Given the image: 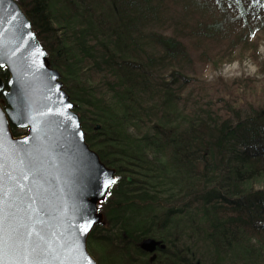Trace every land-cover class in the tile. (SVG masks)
<instances>
[{
	"label": "trees",
	"instance_id": "obj_1",
	"mask_svg": "<svg viewBox=\"0 0 264 264\" xmlns=\"http://www.w3.org/2000/svg\"><path fill=\"white\" fill-rule=\"evenodd\" d=\"M16 1L87 144L117 171L89 237L98 263L264 264V104L183 103L192 52L204 57L211 42L228 44L221 59L257 49L264 0ZM148 239L154 253L141 247Z\"/></svg>",
	"mask_w": 264,
	"mask_h": 264
},
{
	"label": "water",
	"instance_id": "obj_2",
	"mask_svg": "<svg viewBox=\"0 0 264 264\" xmlns=\"http://www.w3.org/2000/svg\"><path fill=\"white\" fill-rule=\"evenodd\" d=\"M41 52L42 55H37ZM0 67L9 75L7 83L0 78V92L6 103L4 107L0 101V153L4 165L0 169V198L20 210L21 219L13 226L40 221L36 227L43 228L49 238L57 233L67 239L72 231L69 221L86 222L72 220L79 208L92 222L90 230L81 237V250L91 264H99L88 242L94 227L102 225L105 218L100 204L107 197L100 194V181L109 178L116 181V169L102 162L87 144L76 104L65 89L61 73L51 66L32 21L16 0H0ZM68 104L72 105L70 109ZM58 108L71 114V125L48 115L49 109L54 113ZM12 125L25 133L14 136ZM76 125L79 127L73 132ZM26 153L31 154L30 161H25L27 167L19 162ZM25 171L29 172V179L23 181L25 193H20L16 181ZM17 195L21 199L17 200ZM31 209L38 211L29 220ZM157 245L155 240L148 239L141 247L154 253ZM155 257L154 254L152 260ZM36 259L42 264H85L70 246L60 244Z\"/></svg>",
	"mask_w": 264,
	"mask_h": 264
},
{
	"label": "rangeland",
	"instance_id": "obj_3",
	"mask_svg": "<svg viewBox=\"0 0 264 264\" xmlns=\"http://www.w3.org/2000/svg\"><path fill=\"white\" fill-rule=\"evenodd\" d=\"M255 42L257 49L251 42L247 47L238 48L226 59H221L215 51L224 52L227 43L211 42L204 45L202 51L207 52L204 57L199 52H192L193 66L187 72L194 79L188 90L194 91L188 93L186 90L184 95H189L183 103L189 108L195 98L200 100L205 97L206 100L216 101L219 108L225 104H264V32L257 35ZM211 55L221 61L218 66L209 61ZM221 100L225 103H220Z\"/></svg>",
	"mask_w": 264,
	"mask_h": 264
},
{
	"label": "snow or ice",
	"instance_id": "obj_4",
	"mask_svg": "<svg viewBox=\"0 0 264 264\" xmlns=\"http://www.w3.org/2000/svg\"><path fill=\"white\" fill-rule=\"evenodd\" d=\"M42 54V52L37 53V55ZM71 107V104L67 105V108L70 109ZM48 115L57 116L66 121L69 125L73 123L71 114L62 111L59 108L54 113L49 109ZM78 127L79 126L76 125L73 128V132H75ZM80 135H82V133ZM23 143H27V141H24ZM30 159L31 154L26 153L25 158H22L19 162L27 167L25 161H30ZM3 167L2 153H0V169ZM28 179L29 172L25 171L21 178L16 181V188L19 189L20 193H25L26 186L23 181ZM115 182L116 181L113 178L100 181V189L102 190L100 194L107 197L112 184ZM30 191L31 189H28V192ZM28 198L29 200L32 199L31 196ZM16 199L19 200L21 197L17 195ZM19 211L20 210L14 204L6 205L5 200L0 198V264H42V262L36 259V257L40 254L52 251L53 246L56 244H60L62 247L65 245L70 246L72 250L78 254L80 260H84L85 264H91V261L86 259L84 252L81 250L80 240L81 237L87 234L90 230L92 222L87 219L81 209L78 208L76 210L78 214L73 215L72 220L86 222L72 223V221H69V226L72 231L68 233L67 239H64L61 234L57 233H52L51 238H49V234L43 228L38 229L36 227L37 223H42L40 221H36L27 226H13L21 219ZM36 211L38 210L31 209L27 218L32 220V213ZM21 228H24V230L22 231Z\"/></svg>",
	"mask_w": 264,
	"mask_h": 264
}]
</instances>
